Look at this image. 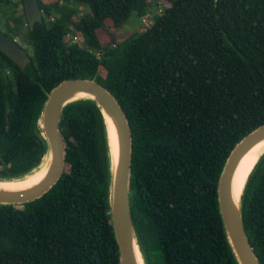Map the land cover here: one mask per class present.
<instances>
[{"label": "trees", "instance_id": "trees-1", "mask_svg": "<svg viewBox=\"0 0 264 264\" xmlns=\"http://www.w3.org/2000/svg\"><path fill=\"white\" fill-rule=\"evenodd\" d=\"M161 1L157 14L151 0H38L43 18L29 28L22 0L19 15L17 1L0 0V29L30 57L21 68L0 51V179L46 160L38 120L48 92L64 79H93L131 129L129 203L145 263L238 264L216 189L230 151L264 123V0ZM133 14L151 24L121 47L102 41L104 27ZM76 31L80 41H72ZM59 128L66 148L58 180L36 199L0 204V264H122L102 114L94 100H74ZM241 212L264 264V152Z\"/></svg>", "mask_w": 264, "mask_h": 264}, {"label": "water", "instance_id": "water-1", "mask_svg": "<svg viewBox=\"0 0 264 264\" xmlns=\"http://www.w3.org/2000/svg\"><path fill=\"white\" fill-rule=\"evenodd\" d=\"M22 1L26 24L32 28L35 22L42 20L39 2L38 0ZM0 51L21 68L30 62L27 51L1 29ZM81 93H86L89 97L83 98L80 96ZM78 99L94 100L103 117L111 171L108 197L109 214L121 262L122 264H138L139 256L141 263L146 264L136 238L130 212L132 136L129 122L114 95L93 79L79 77L64 79L48 92L38 120L41 135L47 144L48 161L45 174L38 182L29 187L13 190L0 189V204H22L36 199L46 193L58 180L64 171L66 148L64 137L59 128V121L63 107ZM107 119L112 123L116 135V157L113 156L109 146ZM261 141H264V123L248 132L233 147L217 181V202L222 225L238 264H261L250 244L243 223L241 212L243 188L237 200L231 191L232 176L240 159L251 147ZM3 180L12 179H0V181Z\"/></svg>", "mask_w": 264, "mask_h": 264}, {"label": "bare ground", "instance_id": "bare-ground-1", "mask_svg": "<svg viewBox=\"0 0 264 264\" xmlns=\"http://www.w3.org/2000/svg\"><path fill=\"white\" fill-rule=\"evenodd\" d=\"M81 97L88 98L89 95L86 93H81ZM108 122V139H109V146L112 151V154L114 157H116L117 153V144H116V135L113 128L112 123L109 119H107ZM264 151V141L259 142L258 144L251 147L240 159L238 165L236 166L232 180H231V191L234 196V198L237 200V198L240 196V193L242 191V188L244 186V183L246 181V178L253 167V165L256 163L258 157L261 155V153ZM47 161H48V154H47ZM46 171V162L43 163V165L38 168L34 169L28 174L24 175L23 177L12 179V180H3L0 181V189H22L29 187L33 185L34 183L38 182L45 174ZM10 179V178H9ZM138 264L141 263V259L138 256L137 258Z\"/></svg>", "mask_w": 264, "mask_h": 264}, {"label": "rangeland", "instance_id": "rangeland-1", "mask_svg": "<svg viewBox=\"0 0 264 264\" xmlns=\"http://www.w3.org/2000/svg\"><path fill=\"white\" fill-rule=\"evenodd\" d=\"M13 1H17L18 5L16 7H12V9H14V13L16 15L21 14L22 12V8L20 6V2L19 0H13ZM44 2H52L55 0H43ZM152 2V6L155 9V12L157 14H161L162 12V2L161 0H151ZM167 3V2H166ZM160 4V5H159ZM165 5V4H164ZM86 10L85 8L81 10V14L85 13ZM42 18H43V14H42ZM151 24V19H146L144 21H142L139 17H137L136 14H133L130 19L128 20V22H126L125 24L121 25L120 27L117 28H113V27H104L102 30V33H100L101 39L104 43L109 44L110 42H114V40H116L119 43V47L123 46L124 44L127 43V41L130 40V38L133 36V34L135 32H139L141 30H144L147 26H149ZM25 29V27H24ZM75 31V30H74ZM72 35H74L72 39L74 40H78L80 41L81 39V35L79 32H74ZM71 38V37H70ZM123 41V42H122ZM47 163V159L44 160L43 163ZM43 163H41L38 167L35 168L38 169L40 168Z\"/></svg>", "mask_w": 264, "mask_h": 264}, {"label": "built area", "instance_id": "built-area-1", "mask_svg": "<svg viewBox=\"0 0 264 264\" xmlns=\"http://www.w3.org/2000/svg\"><path fill=\"white\" fill-rule=\"evenodd\" d=\"M144 20V19H143ZM70 34H67V37H69ZM74 38V37H73ZM72 41H74V39H72Z\"/></svg>", "mask_w": 264, "mask_h": 264}, {"label": "clouds", "instance_id": "clouds-1", "mask_svg": "<svg viewBox=\"0 0 264 264\" xmlns=\"http://www.w3.org/2000/svg\"><path fill=\"white\" fill-rule=\"evenodd\" d=\"M142 21H144V20L142 19Z\"/></svg>", "mask_w": 264, "mask_h": 264}]
</instances>
